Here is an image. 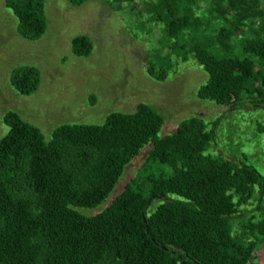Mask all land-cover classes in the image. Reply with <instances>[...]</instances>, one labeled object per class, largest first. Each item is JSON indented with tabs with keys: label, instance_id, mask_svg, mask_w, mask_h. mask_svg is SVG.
<instances>
[{
	"label": "trees",
	"instance_id": "obj_1",
	"mask_svg": "<svg viewBox=\"0 0 264 264\" xmlns=\"http://www.w3.org/2000/svg\"><path fill=\"white\" fill-rule=\"evenodd\" d=\"M45 1L4 0L18 37L42 36ZM104 1L116 2L130 22L139 18V29L155 26L162 34L166 52L158 69L145 67L148 77L162 81L191 58L206 75L197 100L228 111L264 106V0ZM197 13L200 21L213 14L225 27L208 36L201 29L195 40ZM91 48L86 36L70 41L76 58ZM8 83L28 96L39 84L38 71L20 67ZM2 122L0 264H252L264 237V180L242 163L207 153L214 127L198 117L158 137L163 119L138 103L132 113H109L100 125H60L46 142L14 114ZM145 146L143 163L119 194L99 212L82 214L106 200ZM251 199L258 217L241 212Z\"/></svg>",
	"mask_w": 264,
	"mask_h": 264
},
{
	"label": "rangeland",
	"instance_id": "obj_2",
	"mask_svg": "<svg viewBox=\"0 0 264 264\" xmlns=\"http://www.w3.org/2000/svg\"><path fill=\"white\" fill-rule=\"evenodd\" d=\"M116 5L104 0H86L79 6L68 0H46L44 33L35 41H25L18 37L16 20L0 0V139L7 133L2 119L8 113L35 127L46 142L60 125H100L109 113H132L138 103H143L163 119L158 137L172 134L188 117H198L207 128L214 127L207 153L242 163L264 180V132H258L264 125V106L228 111L197 100L195 92L206 75L191 58L178 62L162 81L148 77L145 67L158 69L159 57L166 52L162 34L159 36L155 26L139 29V18L134 23L128 21ZM197 15L200 23L195 40H199L201 29L208 36L225 27V21L213 14L206 16V21H200L201 15ZM238 34L236 30L235 38ZM79 35L91 41V52L85 58L70 53V41ZM20 67L35 68L39 74V84L28 96L17 95L8 83L10 73ZM148 149L143 147L125 167L102 204L81 213L93 215L119 194L136 175ZM261 198L264 209V187ZM155 201L148 209L156 206ZM254 207L251 199L241 212L258 217ZM233 224L236 230L238 222ZM257 244L252 264H264V237Z\"/></svg>",
	"mask_w": 264,
	"mask_h": 264
}]
</instances>
